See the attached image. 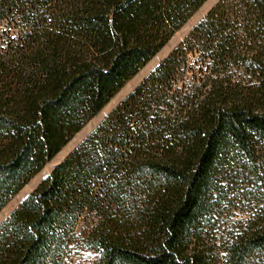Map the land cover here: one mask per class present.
<instances>
[{"label": "trees", "instance_id": "trees-1", "mask_svg": "<svg viewBox=\"0 0 264 264\" xmlns=\"http://www.w3.org/2000/svg\"><path fill=\"white\" fill-rule=\"evenodd\" d=\"M205 1L0 0V210ZM27 198L0 264H264V0H219Z\"/></svg>", "mask_w": 264, "mask_h": 264}, {"label": "rangeland", "instance_id": "rangeland-1", "mask_svg": "<svg viewBox=\"0 0 264 264\" xmlns=\"http://www.w3.org/2000/svg\"><path fill=\"white\" fill-rule=\"evenodd\" d=\"M219 0H206L203 5L188 19V21L174 33L166 45L133 77L131 78L74 137L56 154L45 166L32 177L23 188L0 210V224L13 212L19 203L26 198L37 185L61 162L74 148H76L110 113L146 78L191 32V30L207 15ZM244 213L247 207L239 205ZM238 209H234L235 213ZM80 228V226H79ZM79 228L77 232L79 233ZM98 253L83 244H73L72 250L65 264H97Z\"/></svg>", "mask_w": 264, "mask_h": 264}, {"label": "snow or ice", "instance_id": "snow-or-ice-1", "mask_svg": "<svg viewBox=\"0 0 264 264\" xmlns=\"http://www.w3.org/2000/svg\"><path fill=\"white\" fill-rule=\"evenodd\" d=\"M25 199H26V201H27V200L30 199V198H27V197H26Z\"/></svg>", "mask_w": 264, "mask_h": 264}]
</instances>
